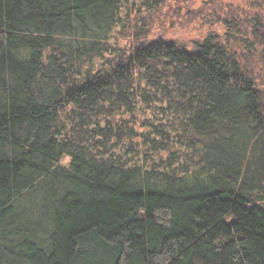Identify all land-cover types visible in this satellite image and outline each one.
Instances as JSON below:
<instances>
[{"label": "trees", "instance_id": "obj_1", "mask_svg": "<svg viewBox=\"0 0 264 264\" xmlns=\"http://www.w3.org/2000/svg\"><path fill=\"white\" fill-rule=\"evenodd\" d=\"M165 1L0 0V264H264V0Z\"/></svg>", "mask_w": 264, "mask_h": 264}, {"label": "rangeland", "instance_id": "obj_2", "mask_svg": "<svg viewBox=\"0 0 264 264\" xmlns=\"http://www.w3.org/2000/svg\"><path fill=\"white\" fill-rule=\"evenodd\" d=\"M252 0H166L162 8L153 14L150 38L164 37L175 39L179 43L191 46L202 40L208 32L224 34L226 28L219 22L220 17L234 14L241 19L245 13L237 15L236 11H248ZM262 2V1H261ZM232 14V15H233ZM37 203V200H35ZM31 202V201H30ZM27 203L23 208L29 209L34 203ZM37 208V205H35Z\"/></svg>", "mask_w": 264, "mask_h": 264}]
</instances>
